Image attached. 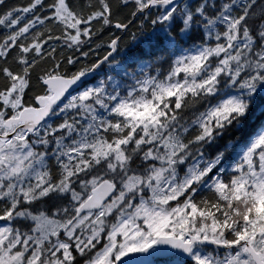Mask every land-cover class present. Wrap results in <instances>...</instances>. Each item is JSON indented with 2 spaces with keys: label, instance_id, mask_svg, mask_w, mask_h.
Listing matches in <instances>:
<instances>
[{
  "label": "snow or ice",
  "instance_id": "6c2138e0",
  "mask_svg": "<svg viewBox=\"0 0 264 264\" xmlns=\"http://www.w3.org/2000/svg\"><path fill=\"white\" fill-rule=\"evenodd\" d=\"M0 264H264V0H0Z\"/></svg>",
  "mask_w": 264,
  "mask_h": 264
}]
</instances>
